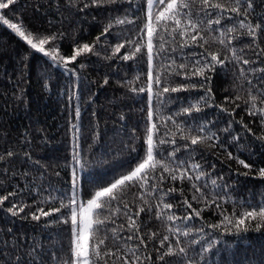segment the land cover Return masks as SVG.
<instances>
[{
  "label": "trees",
  "instance_id": "1",
  "mask_svg": "<svg viewBox=\"0 0 264 264\" xmlns=\"http://www.w3.org/2000/svg\"><path fill=\"white\" fill-rule=\"evenodd\" d=\"M66 2L67 0H18L17 4L12 6L14 11L0 10V14H7L5 18L10 22L22 23L26 29L37 35L63 32L64 38L54 43L59 44L61 55L69 56L73 53L71 36L74 35L80 43L91 44L110 21L117 16L122 17L124 9L129 7L127 0H120L117 5L78 12L76 9H67ZM218 2L232 6V0ZM76 3L77 7L82 6L81 0H76ZM135 3L143 5L146 10V0H135ZM255 9V13L250 17L253 23L257 22L258 17L264 16V3L255 0ZM134 11L140 15L135 25H114L111 33L102 36L100 43L96 45L99 55L92 53L82 55L66 68L54 64L52 59L43 53L32 50L0 20V152L6 148L18 152V156L11 158L7 165L0 163V181L3 182L0 195L18 189L19 195L10 198L11 202L31 205L24 213L13 217L6 211L7 207L11 206L10 202H5L3 208H0V241L8 240L11 244H15L17 240L25 244L37 243L43 245L48 253L58 251L62 246L66 248L69 244V225H46V221L53 217L42 218L40 221H34L30 216L27 219L23 217L35 211L37 207H43L47 211L49 203L58 207V201L49 203L41 201L54 189L66 190L70 187L73 124L78 125L80 129L78 151L84 165L80 173L82 178L80 196L84 202L98 190L94 184H106L113 177L119 178L121 174L129 173L145 156L148 94L147 91L139 95L129 91L127 82L134 81L139 75L140 80H136L131 86L138 88L143 85L147 88V57L143 55L141 60L138 55L135 60H121L119 56L131 50L129 48L122 49L119 54L112 57V47L128 36H135L137 26H143L144 12H141L140 8H135ZM228 15H232L234 19L231 22L223 20L222 24L226 27H231L242 18L225 13V16ZM236 26L238 33L233 35H237V39L233 41L231 47L236 48L239 55L257 62L250 65L226 62L224 68L218 66L215 72L207 73L210 77L207 86L211 88L212 97L209 104L213 106L203 107L202 111L193 112L192 116L174 117L185 127L191 126L195 129L200 125H206V130L218 137V140L214 138L212 141L191 146V149H194L192 151L183 147L185 143L190 142L180 140V134H176L177 145L181 147L180 152L176 154L177 157L188 160L189 163H200V170L206 175L199 181L173 182L169 178L161 185L164 190L168 187L183 189V195L177 192L167 198V202L174 204L172 212L177 216L183 217L191 211L183 206L175 207V204L185 197L192 203L193 208L204 209L200 217H194L187 222L177 220L174 225L181 229L189 227L193 229L189 237L181 236L180 240L182 246L185 244L188 246V256L193 258L194 264H264V227L257 231L256 221H246L247 231L237 230L231 225H228V231H225V225L221 224L224 218L221 212L230 217L235 212L239 216L244 210H250V205L264 203V178L256 174L259 168L264 167V141L257 139L264 135V126L261 125L258 116L248 115L243 100H235L237 94L244 99L247 98V84L239 78V67L246 70L264 67V63H261L264 56L257 59L251 49L240 51L245 44L251 42V38L244 34V30L239 29L238 24ZM213 35L218 33L213 32ZM258 43L260 48L264 49V38L258 40ZM52 47L53 44L45 45L46 51ZM173 47L176 48L175 52L171 51ZM205 47L209 51L219 50L222 57L231 56V53L218 43H210ZM166 48L177 63L184 62L187 54L192 51H204L201 48L181 50L178 44L166 45ZM146 51L145 47L143 52ZM81 63L84 64L82 68L79 66ZM155 63L158 61H154ZM246 74L254 84L257 83L256 77L250 71ZM105 78L108 79L107 84H104ZM192 79L196 82L202 78ZM169 83L175 86L176 83L186 81L182 76H173ZM257 87L264 88V84H257ZM153 90L155 91V86ZM203 95H205L203 89L170 93L172 99L162 107L161 114L174 115L182 107L196 104ZM226 97H231V100H226ZM235 104H240V107L235 108ZM216 105H223L228 112L221 111ZM76 107L80 109L78 119L75 117ZM233 108L235 112L229 115ZM121 116L124 119H121ZM153 122H157L155 116ZM168 123L174 131V126L170 121ZM245 124L251 132L243 127ZM158 127L160 131L154 135L157 142V137L163 135L165 131L163 127L159 125ZM212 144H215V147H211ZM132 146H135L136 151H130ZM173 147L171 144L161 145L159 152L162 155H158L157 158L167 157V152ZM25 152L29 156H24ZM228 152L233 154V159L228 158ZM235 157L252 165L251 171L238 164ZM37 161L39 163H36ZM5 166L9 169L7 173L4 172ZM245 172L249 174L244 175ZM212 180H216V186L212 185ZM193 182L208 194L209 199L215 194L223 197L218 200L222 208H217L215 204L206 207L203 201L193 200L194 194L199 196L192 188ZM137 191L140 189H129L126 199L130 206H133V193ZM148 199L152 202L151 197ZM135 203L141 202L136 200ZM133 210L135 211L134 206ZM122 222H124L122 219H117V224ZM140 222L142 232L147 233L151 230L158 233L156 240L149 242L145 253L152 254L153 259L148 264H161L156 260L157 253L154 248L160 246L159 240L164 235L170 237L166 246L168 243L174 245L176 238L166 230L164 222L155 219L154 213H141ZM210 225L220 227L213 229ZM200 228L204 229L202 233L196 231ZM9 229L11 233H8ZM127 234L120 233L121 236ZM193 240H200V243L191 244ZM128 243L134 244L136 241ZM208 244L212 245L210 250L202 252V246L206 247ZM166 246L162 251L166 250ZM0 247L3 245L0 244ZM63 254L61 252V255ZM166 259L171 260L172 264H181L186 258Z\"/></svg>",
  "mask_w": 264,
  "mask_h": 264
},
{
  "label": "snow or ice",
  "instance_id": "2",
  "mask_svg": "<svg viewBox=\"0 0 264 264\" xmlns=\"http://www.w3.org/2000/svg\"><path fill=\"white\" fill-rule=\"evenodd\" d=\"M18 0H0V10L14 11L12 6L17 4ZM120 0H81V5L77 7L76 0H67L65 7L67 9H76L78 12H85L89 8H103L106 5H117ZM128 8L124 9L123 16H117L113 21L107 24L100 36H97L91 44L80 43L73 35L72 40L73 53L69 56H64L59 53V44L54 42L63 39L65 34L53 33L50 35H37L31 30L26 29L22 23L10 22L5 18L7 14H0V20L4 25H7L16 36L24 41L32 50L43 53L52 59L53 63L58 66L67 67L68 64L75 62L78 57L92 53L99 55L96 51V45L100 43L102 36H107L111 33L114 25H135L140 19V15L134 11L135 8H140L144 12L145 21L142 27H138L135 36H128L122 42L115 44L112 47V57H115L122 49L129 48L119 58L123 61L135 60L138 55L143 59L146 55L147 60V88L143 85L133 87L136 80H140V76L135 77L134 81H128L129 91L139 95L147 91V120H146V148L145 156L141 161L127 174H121L119 178L113 177L106 184H94V195L86 202L81 200V170L84 165L81 163L79 148V126L72 125L73 131V152H72V171L70 187L66 190L54 189L50 192L41 203H49L50 201H58L59 206L56 207L49 203L47 211L43 207H37L35 211H31L23 217L27 219L29 216L34 221H40L42 218L53 217L46 221L47 224H63L70 226L69 244L66 248L48 253L43 245L33 243L25 244L19 240L15 244H11L8 240L0 241L3 247H0V264H148L152 261V254L148 252L150 241H155L158 233L149 230L147 233L142 232L140 216L141 213H149L155 216L156 220L164 222L166 230L175 236V244L166 242L170 240L169 235H164L159 240V247L154 248L157 253L156 260L161 264H172V261L167 257H182L186 258L181 264H194L192 257L188 256V246H182L180 237H189L193 229L174 227L177 220L185 222L192 220L194 217H200L204 209L193 208L192 203L185 197L182 201L175 204V207L183 206L185 209H190L183 217L177 216L172 209L174 204L167 202V198L172 194L179 192L183 195V189L168 187L164 190L161 185L166 179L177 180L183 182L199 181L206 175L201 171V164L197 162L189 163L188 160H182L177 157L181 147L177 145L176 134L179 133V139L190 143H185V149H191V146L212 141L215 137L214 133L207 131L206 125H200L193 129L191 126L185 127L183 123H178L175 116H192L193 112L202 111L203 107H211L209 104L211 97V88L207 86L210 77L207 73L215 72L217 67L224 68L226 62L242 65L255 64L256 60H250L242 55H239L237 49L231 47L233 41L237 39L238 33L237 24L240 30H244V34L251 38L249 44H245L240 49L253 50L257 59L264 56V49L260 48L258 40L264 38V16L258 17L257 22L253 23L250 17L255 13V0H232V6L222 4L218 0H146V10L143 5H136L135 0H127ZM264 3V0H261ZM118 11V9H113ZM225 13L235 14L236 17H242L232 24L231 27H226L222 21L227 19L233 21L232 15L225 16ZM216 26V27H214ZM159 29V31H158ZM213 32L218 35H213ZM138 37V38H137ZM146 37V44H145ZM210 43H218L224 49L231 53V56L221 55L218 51H209L205 45ZM53 44L50 50L45 49V45ZM178 44L182 50L184 48H201L202 52L192 51L187 54L184 62L177 63L176 59L168 54L166 45ZM146 47V53L143 49ZM172 52L176 48H171ZM106 57V58H112ZM154 61L158 63L154 64ZM264 63V61H261ZM81 68L84 64L79 65ZM75 71V69H69ZM251 72L256 77L257 83L248 77L246 72ZM155 72V75H154ZM166 73V74H165ZM264 67H255L246 70L244 67H239V78L247 84V98L244 99L237 94L235 100H243L247 106L246 111L249 116L260 118V123L264 126V88L257 87V84H264ZM173 76H182L186 83H176L171 86L169 81ZM193 77H201V81H193ZM108 83L105 78L104 84ZM155 86V91L153 90ZM195 89H203L205 95L201 96L196 104H191L188 107H182L174 115L164 116L161 114L162 107L166 102L172 99L170 93L180 91H189ZM255 92V94H254ZM165 94H169L165 96ZM71 98V97H70ZM226 100H231V97H226ZM155 102V103H154ZM201 102H203L201 104ZM233 103L235 101H232ZM221 111L228 112V109L223 105H216ZM240 104H235V108H239ZM235 108L229 112L232 115ZM156 117L157 122H153V117ZM75 117H80V109L76 107ZM121 119H124L121 116ZM174 126L173 131L169 127V123ZM242 123V121H241ZM161 126L165 129L163 135L158 136L154 140V135L159 133ZM231 123L229 124V127ZM243 127L251 132L248 125ZM227 131V129H225ZM195 133V134H193ZM170 137V139H166ZM238 139V137H233ZM264 141V135L257 137ZM171 144L174 147L167 152V157L158 159L160 146ZM215 147V144L210 145ZM194 151V149H191ZM130 151H136L135 146L130 148ZM165 151H167L165 149ZM228 158L233 159V154L228 152ZM18 156V152L11 148H6L0 152V163L7 165L11 158ZM24 156H29L27 152ZM191 153H189V158ZM30 158V157H29ZM237 163L245 169L251 171L252 165L246 163L245 160L235 157ZM36 163H39L38 161ZM159 169V171H158ZM8 167L5 166L4 172H8ZM194 173V175H193ZM167 174V175H165ZM248 175V172L243 173ZM256 174L264 178V167L259 168ZM59 175V173H57ZM212 185L216 186V180L211 181ZM3 182L0 181V187ZM131 188H138L140 191L133 193L134 199L132 205L127 201L126 196ZM192 188L199 196L193 195L192 199L203 201L205 206L215 204L217 208H222L218 203L222 199L219 194L212 195L209 199L208 194L202 191L200 186L192 183ZM155 194V195H154ZM19 195V190L6 191V194L0 195V208H3L6 201L10 202V207L6 211L13 217L24 213L26 208L31 205L27 203L11 202L12 197ZM152 198V202L148 199ZM139 200L141 203L136 204ZM249 209L244 210L237 216L235 212L230 217L224 215L221 224L225 225V231H228V225L233 226L237 230L247 231L246 221H256L255 230L259 231L264 227V203L256 206H249ZM66 210V211H62ZM59 214V215H55ZM117 219H122L124 222L117 224ZM213 229L220 225H210ZM198 232H203L204 229H197ZM127 232L126 236H121L120 233ZM11 233V229L8 230ZM129 241H136L134 244H129ZM191 244H199L200 240H193ZM166 246V250L165 249ZM211 244L206 247L202 246L201 251L207 252L211 248ZM61 252L64 254L61 255Z\"/></svg>",
  "mask_w": 264,
  "mask_h": 264
}]
</instances>
